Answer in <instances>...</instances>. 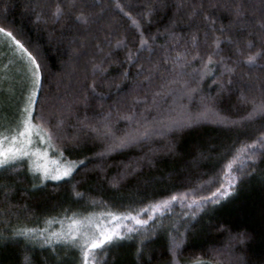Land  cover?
Returning a JSON list of instances; mask_svg holds the SVG:
<instances>
[{
  "label": "trees",
  "instance_id": "obj_1",
  "mask_svg": "<svg viewBox=\"0 0 264 264\" xmlns=\"http://www.w3.org/2000/svg\"><path fill=\"white\" fill-rule=\"evenodd\" d=\"M0 29L40 65L31 118L76 164L0 166V264H84L20 233L100 212L147 222L90 264H264V0H0Z\"/></svg>",
  "mask_w": 264,
  "mask_h": 264
},
{
  "label": "rangeland",
  "instance_id": "obj_2",
  "mask_svg": "<svg viewBox=\"0 0 264 264\" xmlns=\"http://www.w3.org/2000/svg\"><path fill=\"white\" fill-rule=\"evenodd\" d=\"M33 68L34 65H31L27 53L20 49L10 36L0 31V134L10 137L18 130L19 126H22V121L28 116L25 108L28 105L29 93L33 90V76L30 70ZM33 103L30 106L31 113ZM30 119L33 124L37 125L31 117ZM33 131L35 133L36 130ZM40 137H43V139ZM25 149L33 155L21 157L14 162H25L36 177H41L44 180L52 178L51 176H45L40 170H33L35 163L46 164L49 170H63V167L68 163L51 147L43 130L40 132L39 137L35 134L32 136L31 145H25ZM73 164L72 170L76 166L75 163ZM56 174L55 171H52V175ZM63 177L65 176H60V178ZM137 220H139L138 215L115 212L91 213L83 217L73 215L53 220L43 229L31 232V234L38 239L47 240L51 238L54 242L72 243L79 248L82 254L79 245L85 238V234L93 237L97 236L99 231L102 230H115L119 231L122 236L137 224ZM73 221L76 223H73ZM71 231L77 232L76 238L69 240L56 239V235L67 234ZM74 240L75 242H73Z\"/></svg>",
  "mask_w": 264,
  "mask_h": 264
},
{
  "label": "snow or ice",
  "instance_id": "obj_3",
  "mask_svg": "<svg viewBox=\"0 0 264 264\" xmlns=\"http://www.w3.org/2000/svg\"><path fill=\"white\" fill-rule=\"evenodd\" d=\"M59 7L57 8V12H59ZM135 23V21H134ZM0 31H5L4 29H0ZM7 35L12 37V39L15 41V43L22 49L25 53H27L28 58L31 61V65H34L33 69H30L33 76L32 86L33 90L29 93L28 96V105H26L25 111L28 113V116L22 121V126L18 127V130L12 134L10 137L5 136L3 134H0V166L9 165L10 163L18 160L21 157H27L30 155H33L30 151L25 149V145H31L32 143V136L35 134L36 136H40V132L42 131L40 125H35L32 123L30 117H31V110L30 106L36 99V92L35 89L39 88L41 86L40 84V65L36 62L35 57L32 56L31 52H28L27 48L24 47V45L21 43L20 40H17L11 32H7ZM248 61L252 62L254 61V56H248ZM264 113V103H261L259 105L254 106L253 111L249 113V116H255L257 113ZM36 130L35 133L33 130ZM43 139V137H40ZM49 140L51 137L48 138ZM7 145V146H5ZM249 146H245V148L242 150L244 152L247 151ZM245 158L251 159V157L246 156ZM231 163H229V167H231ZM74 166L73 162H68L64 167L63 170L60 169H53L49 170L47 165H41L38 162L33 165V170H40L43 172L45 176H51L52 179H59L60 176H68L71 171L72 167ZM52 171H55L57 174L52 175ZM235 181L233 180L232 183ZM219 191V189L217 190ZM224 195H227V192L224 193ZM171 199H176V197H171ZM164 203H167L166 201ZM155 210V209H154ZM135 219V217H133ZM147 221L137 220V224H143ZM73 223H76L73 221ZM99 228V226H97ZM33 230L25 229L20 235L27 236L30 234ZM42 234V233H41ZM77 237L76 231H71L67 234H58L56 235V239H64L69 240ZM121 238V233L119 231L115 230H102L99 231L97 236L89 237L87 234H85V238L80 243L79 247L82 249V256L84 264H90V256H92V253L96 249H101L103 246H106L107 244H111L114 240ZM46 243L51 244L53 241L51 238L47 239L45 241ZM75 242V240L73 241ZM94 259V258H93ZM194 264H202L200 261L194 262Z\"/></svg>",
  "mask_w": 264,
  "mask_h": 264
}]
</instances>
